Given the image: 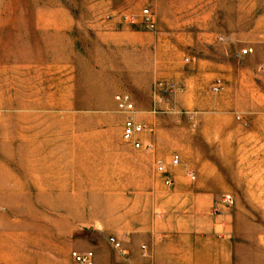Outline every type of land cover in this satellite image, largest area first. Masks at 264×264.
<instances>
[{
  "label": "rangeland",
  "instance_id": "1",
  "mask_svg": "<svg viewBox=\"0 0 264 264\" xmlns=\"http://www.w3.org/2000/svg\"><path fill=\"white\" fill-rule=\"evenodd\" d=\"M123 91L149 150L122 138ZM176 152L173 183L213 197L204 215L229 225L213 235L233 264H264V0H0V264L129 258L134 184L167 192L156 161ZM58 156L75 187H51ZM68 215L78 241L90 226V247H62ZM106 223L129 231L127 254Z\"/></svg>",
  "mask_w": 264,
  "mask_h": 264
},
{
  "label": "crops",
  "instance_id": "2",
  "mask_svg": "<svg viewBox=\"0 0 264 264\" xmlns=\"http://www.w3.org/2000/svg\"><path fill=\"white\" fill-rule=\"evenodd\" d=\"M51 165L52 188L75 187L73 180L64 179L66 160L63 157H56ZM172 185L168 193L162 192L159 185L139 177L131 198L134 205L129 229L134 242L128 246L131 255L126 258L115 252V258L105 259L103 254H98L96 264H233L228 241L213 235L221 231L227 236L229 225L220 218L216 217L215 221L213 217L204 215L205 210L210 211L213 197L204 192L200 182L176 184L175 179ZM170 192H174L175 196H169ZM63 220L67 224L58 233L67 238L62 244L64 249L71 245H77L80 249L91 246L89 225L79 230L83 232L84 235H80L84 239L78 241L75 237L80 228L74 218L68 215ZM106 227L111 228V234L118 238L129 233L124 224L111 227L106 223ZM142 244H147L149 255L142 254Z\"/></svg>",
  "mask_w": 264,
  "mask_h": 264
},
{
  "label": "built area",
  "instance_id": "3",
  "mask_svg": "<svg viewBox=\"0 0 264 264\" xmlns=\"http://www.w3.org/2000/svg\"><path fill=\"white\" fill-rule=\"evenodd\" d=\"M143 17L147 24L150 26L155 25V20L149 7H145L143 9ZM252 51L253 47H247L243 50L244 53H251ZM189 59L190 58L187 57V60ZM222 87L223 85L219 83L214 85L213 89L218 91ZM116 108L118 112L124 116L122 124V138L135 148L151 149L152 145L150 143H144L142 140V134L146 132L147 124L136 117L137 108L130 92L123 91L116 95ZM180 160L181 156L176 152L171 155L169 162L163 159H158L156 161V170L162 176L163 182L167 186H171L173 184V177L169 171L168 164L178 165ZM187 174L192 180L197 178V174L194 170H188ZM223 202L226 204H233L235 199L231 193H226L223 195ZM109 241L115 249L123 252V254H127L126 250L123 248L122 241L115 235H111L109 237ZM141 249L143 255H149L147 244H142ZM71 256L73 264H95L96 256L93 250L81 251L75 249L71 252Z\"/></svg>",
  "mask_w": 264,
  "mask_h": 264
}]
</instances>
